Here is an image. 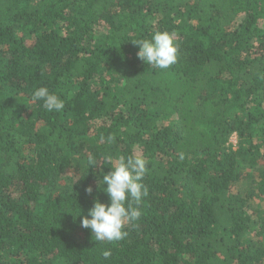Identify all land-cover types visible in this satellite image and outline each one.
I'll use <instances>...</instances> for the list:
<instances>
[{"label": "trees", "instance_id": "16d2710c", "mask_svg": "<svg viewBox=\"0 0 264 264\" xmlns=\"http://www.w3.org/2000/svg\"><path fill=\"white\" fill-rule=\"evenodd\" d=\"M261 22L264 0H0V264H264ZM156 31L166 70L136 55ZM121 155L148 161V195L96 242L80 217ZM245 176L257 206L233 192Z\"/></svg>", "mask_w": 264, "mask_h": 264}, {"label": "clouds", "instance_id": "9594fccd", "mask_svg": "<svg viewBox=\"0 0 264 264\" xmlns=\"http://www.w3.org/2000/svg\"><path fill=\"white\" fill-rule=\"evenodd\" d=\"M134 43L138 46L137 57L156 68L166 70L177 60V46L167 31H156L150 39ZM32 97L42 101L47 112H60L65 106L64 99L50 92L46 86L36 88ZM108 140L111 142L114 137L109 136ZM90 166H98L92 155L87 158V167ZM147 171L148 161L140 156L121 155L109 171L103 172L101 168L103 174L102 178H98V187L107 194L108 203L94 197L88 215L80 217L81 227L90 230L96 242H118L128 235L125 225L140 218L142 213L139 205L148 195V189L142 182ZM92 191L91 186L85 188L88 194ZM102 254L108 258L110 251L105 250Z\"/></svg>", "mask_w": 264, "mask_h": 264}, {"label": "rangeland", "instance_id": "374dc122", "mask_svg": "<svg viewBox=\"0 0 264 264\" xmlns=\"http://www.w3.org/2000/svg\"><path fill=\"white\" fill-rule=\"evenodd\" d=\"M261 25L262 26L264 25L263 22H261ZM229 144H231V146H233L234 148L237 147L238 139L235 135H232L230 137ZM248 172H251V171H248ZM249 181H250V178L245 176L243 180H241L239 183L234 185L233 192L239 193L238 196L241 198H246L245 205L247 204L249 207L257 206L260 202L255 196L256 190L254 186ZM247 193H248V197L246 195ZM250 236H251L250 233L246 235L247 238H249Z\"/></svg>", "mask_w": 264, "mask_h": 264}]
</instances>
